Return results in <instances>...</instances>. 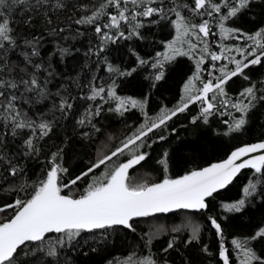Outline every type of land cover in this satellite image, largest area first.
<instances>
[{
  "label": "snow or ice",
  "instance_id": "snow-or-ice-1",
  "mask_svg": "<svg viewBox=\"0 0 264 264\" xmlns=\"http://www.w3.org/2000/svg\"><path fill=\"white\" fill-rule=\"evenodd\" d=\"M253 3L254 0H192L189 5L169 0V6L166 8L164 0H101L94 11L82 15L75 21L78 25L93 27L101 41L99 51H103L105 41L114 43L119 38L130 39L134 35L138 36L137 29L143 26L141 18L159 16L160 19H169L174 29V38L165 45V52L157 53L160 59L152 66L163 68L164 63L177 56H187L195 61V71L184 84L185 95L175 108L161 109L155 118H149L145 113V123L135 133L110 154L102 155L93 161L86 170L67 183L61 180V173H66L67 169L57 163L58 153H52L50 160L52 166L46 172L45 178L33 188L28 198H17L12 203L0 207V212L11 209L13 213L10 218L0 222V264H61L62 254L66 249H74L84 233L97 231L103 233L116 227L135 231L134 223L139 218L174 210L197 212L206 210L209 207V198H213L221 189L226 188L242 169H252L259 175L243 188L244 198L223 205L228 212L239 213L243 210L247 198L257 194L258 185L264 186V154L249 159L244 157L264 151V141L239 147L223 162L193 169L178 178H170L166 174L158 183L133 184L130 181L129 170L147 159L148 153L140 149L151 147L146 140L149 134L165 127L169 120L178 113L185 112L191 104L197 102L200 104V113L192 117V123L201 119L207 123L208 117L219 111L220 107L230 106L240 113L238 118L233 117L231 124L225 121L227 135L241 131L247 123L246 115L255 107V102L264 101V87H258L255 83L250 84L239 94L243 99L235 101L227 98L228 94L223 87L233 77L243 76L245 80H249L245 70L250 66L264 64V28L254 34H246L240 29L225 26L227 21L251 8ZM66 7L64 0H0V137L3 138L0 144L9 137L13 140L24 137L23 146L29 151H35L34 139L47 137L54 124L58 122L57 114L66 116L73 109L74 98L70 96L68 88L60 85L53 93L48 87L51 83L49 78L53 74L45 68L43 62L33 59L40 57L38 38L33 35L31 39H27L20 32L21 25L31 24L34 13L41 10L48 12L52 9L60 11ZM80 7L88 11L87 5ZM185 10L190 15H184ZM193 17H199V23L194 22ZM213 23L218 27L222 40L235 38L253 42L247 49H235L243 59L227 56L225 52L233 49L226 45L221 47L219 53L211 50L208 38L217 34L213 32ZM122 25L129 27L127 34L122 30ZM58 51L62 56L68 53L66 48H59ZM206 59L212 62L227 60L234 67L229 68L225 64L217 68L213 63L210 69H205L202 65ZM140 63L143 64L145 61L141 60ZM108 71L118 69L109 65ZM204 71H208L210 78L207 80L203 79ZM217 71L220 73L219 76L214 75ZM121 74L131 75L130 72ZM163 75V71H159L154 79L159 81ZM261 84L264 85V81ZM76 87L88 89V93L81 98L90 101L99 99L104 103L114 102L115 107L109 108V111L121 114L129 107H139L143 112L146 103L117 95L114 84L106 89L89 81L86 85L77 83ZM38 105L42 107H37ZM101 109L102 104L97 105L77 123L81 126L91 124L89 117L98 116ZM83 135L87 136L88 133L84 132ZM158 139L162 141L166 137L162 135ZM126 153H130V156L123 162L117 163L113 159H118ZM167 156L168 153L165 152L163 158L159 160L165 173L168 170ZM8 164L10 165L8 174L15 176L17 167L11 166L10 160ZM101 166L104 170L87 183L80 195L65 193V189L77 185L89 174L100 170ZM260 192L264 194V187ZM208 220L222 239L221 224L214 217H209ZM174 231L178 232L179 229ZM198 233L199 228H193L192 235L186 243L198 241ZM258 239L264 240V227L258 228L253 235L244 240L231 241L239 257L237 264H264V255H258L250 246L251 241ZM150 243L151 239L146 241V246ZM174 245L175 238L169 240L163 250L167 252ZM203 250L207 252V247L205 246ZM218 255L222 264H233L232 253L223 242L220 243ZM21 256L25 258L21 260ZM117 264L157 262L151 256L137 258L135 254H131Z\"/></svg>",
  "mask_w": 264,
  "mask_h": 264
},
{
  "label": "trees",
  "instance_id": "trees-1",
  "mask_svg": "<svg viewBox=\"0 0 264 264\" xmlns=\"http://www.w3.org/2000/svg\"><path fill=\"white\" fill-rule=\"evenodd\" d=\"M100 2L101 0H64L67 5L65 9H52L48 12L41 10L33 14L31 24L20 26V32L25 38L31 39L33 35L38 38L40 57L33 59L43 62L45 68L53 74L49 78V89L55 93L60 85L68 88L70 96L74 98L73 109L66 116L57 114L58 122L47 137L34 139L35 151H29L23 146L24 137L15 140L9 137L0 144V207L12 203L17 198H28L52 166V153H58L57 163L67 169L66 173H61L62 182L67 183L86 170L93 161L102 155L110 154L135 133L145 123V113L147 117L155 118L161 109L175 108L185 95L183 86L195 71L193 59L177 56L164 63L163 68L152 66L160 59L157 53L165 52V45L174 38L170 20L160 19L159 16L141 18L143 26L137 29L138 36L134 35L130 39L119 38L114 43L105 41L103 51H99L101 41L93 27L78 25L75 21L94 11ZM176 3L190 5L192 0H176ZM81 5H87L88 11L81 9ZM164 6H169V0H164ZM184 15L190 14L185 10ZM193 20L199 23V17H193ZM225 26L240 29L246 34H254L264 28V0H254L251 8L227 21ZM121 27L127 34L129 27ZM60 29L63 31H59ZM213 32L217 34L208 38L211 50L219 53L221 47L226 45L233 50L225 54L236 59H243L242 55L235 51L236 48L247 49L253 43L250 40L235 38L222 40L215 23ZM59 48L68 49V53L62 56ZM141 60L145 63H140ZM213 63L217 68L225 64L229 68L234 67L227 60L212 62L206 59L202 68L210 69ZM109 65L118 71L109 72ZM159 71H163L164 75L157 81L154 77ZM129 72L131 75L121 74ZM214 75L219 76L220 73L217 71ZM245 75L250 79L245 80L243 76L233 77L223 86L230 101L243 99L239 94L252 83L264 87L261 84L264 81V64L250 66L245 70ZM202 76L204 80L210 78L208 71H204ZM89 81L106 89L114 84L117 95L146 101L143 112L139 107H129L121 114L109 111V108L115 107L114 102L104 103L99 99L90 101L81 98L88 93V89L77 88L76 84L86 85ZM209 95L211 96V93ZM259 95L258 91L257 96ZM99 104H102L101 112L98 116L89 117L91 124L81 126L77 123ZM199 113L200 104H191L185 112L178 113L169 120L165 127L149 134L146 140L151 147L140 149L148 153L147 159L129 170L131 183H157L162 181L166 174L175 178L225 158L231 150L242 144L264 139V101L255 102V107L246 115L247 123L241 131L227 135L225 121L231 124L233 117L238 118L241 115L235 109L230 106L220 107L219 111L208 117L207 123L202 119L192 123V117L198 116ZM84 132L88 135H83ZM162 135L166 139L161 141L158 137ZM0 140L3 138L0 137ZM153 141L155 143H152ZM165 152L168 153L167 173L159 163ZM129 156L130 153H126L118 159H113L120 163ZM9 160L12 162L11 166L18 169L15 176L8 174ZM103 170L101 166L100 170L89 174L77 185L65 189V193L80 195L87 183L91 182L94 176L98 177ZM258 175L252 169L241 171L226 188L209 198V207L206 210H177L139 218L134 223L135 231L116 227L103 233H84L74 249H66L62 254L61 264H117L131 254H135L137 258L151 256L157 264H222L218 255L221 242L232 253L233 264H237L239 257L231 241L244 240L258 228L264 227V194L260 192L264 186L258 185L257 194L247 198L245 207L239 213L228 212L223 205L244 198L243 188ZM12 214L11 209L0 212V222L10 218ZM209 217L216 218L221 224L222 239L211 227ZM197 227L198 241L186 243L193 228ZM173 238L174 247L165 252L163 249ZM149 239L151 243L146 246ZM205 246L207 252L203 250ZM250 246L258 255H264V240L251 241ZM24 258L20 257L21 260Z\"/></svg>",
  "mask_w": 264,
  "mask_h": 264
},
{
  "label": "water",
  "instance_id": "water-1",
  "mask_svg": "<svg viewBox=\"0 0 264 264\" xmlns=\"http://www.w3.org/2000/svg\"><path fill=\"white\" fill-rule=\"evenodd\" d=\"M261 141H264V139H260V140H256V141H254V142H250V143H245V144H242V145H240V146H238V147H236V148H234L233 150H231L230 152H229V154L225 157V158H223V159H221V160H218V161H216V162H213V163H221V162H223L224 160H226L227 158H228V156L231 154V152L232 151H234V150H236L237 148H239V147H243V146H246V145H250V144H254V143H259V142H261ZM262 154H264V151H261V152H257V153H252V154H250L248 157H244V159H249V158H251L252 156H259V155H262ZM239 162V161H238ZM213 163H210V164H207V165H205V166H202V167H200V168H203V167H207V166H209V165H211V164H213ZM196 169H199V168H196ZM244 169H242L241 171H243ZM240 171V172H241ZM239 172V173H240ZM238 173V174H239ZM237 174V175H238ZM184 175V174H183ZM182 176V175H181ZM179 177V176H178ZM178 177H175V178H178ZM237 177V176H236ZM235 177V178H236ZM234 178V179H235ZM233 179V180H234ZM158 183V182H157ZM174 211H177V210H174ZM187 211H192V210H187ZM173 212V211H172Z\"/></svg>",
  "mask_w": 264,
  "mask_h": 264
}]
</instances>
